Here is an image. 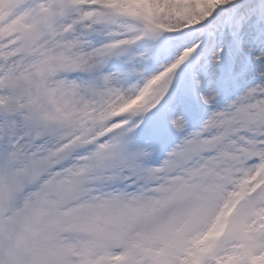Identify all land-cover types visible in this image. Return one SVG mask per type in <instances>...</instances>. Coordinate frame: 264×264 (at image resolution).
Segmentation results:
<instances>
[{
	"label": "snow or ice",
	"instance_id": "obj_1",
	"mask_svg": "<svg viewBox=\"0 0 264 264\" xmlns=\"http://www.w3.org/2000/svg\"><path fill=\"white\" fill-rule=\"evenodd\" d=\"M0 264H264V0H0Z\"/></svg>",
	"mask_w": 264,
	"mask_h": 264
}]
</instances>
